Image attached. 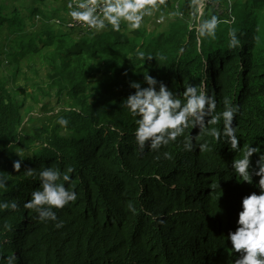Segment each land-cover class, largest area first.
<instances>
[{"label": "trees", "instance_id": "trees-1", "mask_svg": "<svg viewBox=\"0 0 264 264\" xmlns=\"http://www.w3.org/2000/svg\"><path fill=\"white\" fill-rule=\"evenodd\" d=\"M69 3L0 0V56L16 71L21 59L45 58L48 88L66 100L57 120L70 121L64 134L56 122L28 128L23 100L0 79V174L7 177L0 204L9 205L0 208V264L8 257L14 264H234L238 254L228 233L237 227L242 198L259 191L233 175L237 153L211 138L208 153L186 151L179 140L159 152H141L134 119L121 104L135 92L131 81L147 87V71L177 92L192 83L216 96L217 111L225 96L239 105L234 125L240 145L256 146L264 140V0H232L229 17L222 7L205 5L203 18L215 14L229 23L219 25L215 40L199 43L194 19L186 17L189 0H166L146 17L157 25L153 29L145 18L136 31L122 26L97 33L56 23L68 18ZM168 6L185 17L159 12ZM229 28L240 40L234 49ZM137 50L163 59L141 62ZM187 131L196 135L199 129ZM17 152L23 157L19 172L13 167L21 159ZM53 165L73 168L77 198L56 210L58 221L41 222L24 204L39 188V171Z\"/></svg>", "mask_w": 264, "mask_h": 264}, {"label": "clouds", "instance_id": "clouds-1", "mask_svg": "<svg viewBox=\"0 0 264 264\" xmlns=\"http://www.w3.org/2000/svg\"><path fill=\"white\" fill-rule=\"evenodd\" d=\"M165 4L166 0H76L67 7L68 18L97 33L120 32L122 26L128 31L139 30L145 18L154 16ZM189 6L198 43L202 38L215 40L219 25L229 23L215 14L203 18V0H189ZM171 15L183 17L184 14L177 10ZM164 19L161 15L157 22H163ZM228 37L229 49L239 46L240 40L235 29H228ZM154 57L163 59L151 51H136V59L141 62L145 63ZM143 83L147 87H142L141 81H131L130 87L135 92L121 104L122 109L134 119V135L139 150L159 152L179 140L186 151L198 148L200 153H208L213 150V145L206 138H211L212 141L228 145L230 151L237 153L231 162L233 175L238 182L254 184L259 191L242 198L237 227L228 233L227 239L238 254L234 264H264V140L256 146L249 144L241 147L238 124L234 125V119L237 120L240 114V106L232 103L227 96L223 97V109L217 111L216 96L195 84L185 83L184 90L177 92L148 71L143 73ZM56 123L63 129L62 134L68 131L69 119L62 116ZM194 128L199 129L196 135L187 131ZM17 153L21 159L13 161V167L19 172L23 157ZM254 154L258 158L253 164ZM163 156L171 159L168 151H164ZM26 171L30 176L33 174L31 168ZM72 172V167L63 170L55 165L42 168L38 176L39 188L32 191L31 199L25 202L24 208L33 210L41 222L58 221L56 210L63 209L77 198V193L72 189ZM254 177H258V181L254 182ZM6 183L7 177L0 174V188ZM8 206L7 203L0 204V208ZM17 207V203H11L12 209ZM55 226L61 227L62 222H57ZM7 259L8 264H14L13 257Z\"/></svg>", "mask_w": 264, "mask_h": 264}, {"label": "rangeland", "instance_id": "rangeland-1", "mask_svg": "<svg viewBox=\"0 0 264 264\" xmlns=\"http://www.w3.org/2000/svg\"><path fill=\"white\" fill-rule=\"evenodd\" d=\"M229 1L232 0H226L223 3V9L227 13V17L230 14ZM205 3L203 1V6ZM168 8V10L165 8L159 12L166 15L174 12L170 6ZM146 19V25L149 29L157 26L151 19ZM48 50L44 49L43 52L48 54L50 53ZM20 61L19 71H16V64H12L9 59L0 56V62L2 63L0 67V79L7 84V87L15 95L23 100V115L26 126L33 128L42 124L56 122L61 111L66 107V100L58 97L56 93L51 92L48 88L50 73L48 61L41 57L36 58L32 62L22 59Z\"/></svg>", "mask_w": 264, "mask_h": 264}, {"label": "built area", "instance_id": "built-area-1", "mask_svg": "<svg viewBox=\"0 0 264 264\" xmlns=\"http://www.w3.org/2000/svg\"><path fill=\"white\" fill-rule=\"evenodd\" d=\"M203 1H205L206 3H205V5H214V6H216L217 8H223V0H203ZM76 2V0H71V3H75ZM230 2V5H229V8H231L232 7V1H229ZM204 5V6H205ZM204 6H203V8H204ZM177 7H178V5H177ZM202 11H203V9H202ZM191 12H192V9L189 11V13L188 14H186V17H187V19L190 21V20H192V19H194L192 16H191ZM184 14V13H183ZM183 17H185V14L183 15ZM158 19H159V17H156L155 18V20H156V22L158 21ZM165 20V19H164ZM164 20H163V22H164ZM163 22H159V24L160 23H163ZM56 23L57 24H59V25H62V24H64L67 28H77V29H79V30H81L82 32H85V31H89V30H87V29H85L84 27H82L81 25H79V24H77V23H74L73 21H72V19H71V17L70 18H68V19H66V20H61V19H56ZM158 23V22H157Z\"/></svg>", "mask_w": 264, "mask_h": 264}, {"label": "crops", "instance_id": "crops-1", "mask_svg": "<svg viewBox=\"0 0 264 264\" xmlns=\"http://www.w3.org/2000/svg\"><path fill=\"white\" fill-rule=\"evenodd\" d=\"M71 3V2H70ZM69 16V15H68Z\"/></svg>", "mask_w": 264, "mask_h": 264}]
</instances>
